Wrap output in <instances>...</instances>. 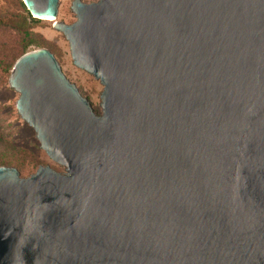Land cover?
I'll return each mask as SVG.
<instances>
[{
    "label": "water",
    "instance_id": "95a60500",
    "mask_svg": "<svg viewBox=\"0 0 264 264\" xmlns=\"http://www.w3.org/2000/svg\"><path fill=\"white\" fill-rule=\"evenodd\" d=\"M52 20L100 112L46 48L16 113L62 172L0 165V264H264V0H21Z\"/></svg>",
    "mask_w": 264,
    "mask_h": 264
},
{
    "label": "rangeland",
    "instance_id": "374dc122",
    "mask_svg": "<svg viewBox=\"0 0 264 264\" xmlns=\"http://www.w3.org/2000/svg\"><path fill=\"white\" fill-rule=\"evenodd\" d=\"M81 1L89 3L95 0ZM70 2L57 0L54 21L69 24L75 20ZM23 31L33 39L26 50L48 49L65 78L89 101L95 113L100 112L98 93L102 85L71 63L67 41L60 31L52 27V20L30 19L20 0H0V165L14 167L20 177H27L39 165H48L62 172L63 168L38 148L33 130L16 113L14 102L18 93L7 82L10 72L8 65L17 57L26 41L22 39Z\"/></svg>",
    "mask_w": 264,
    "mask_h": 264
},
{
    "label": "trees",
    "instance_id": "16d2710c",
    "mask_svg": "<svg viewBox=\"0 0 264 264\" xmlns=\"http://www.w3.org/2000/svg\"><path fill=\"white\" fill-rule=\"evenodd\" d=\"M20 3H21V6L24 8V6H23L21 0H20ZM24 10H25V12L27 13V16H28L30 19H34V18L30 17V15L28 14V12L26 11L25 8H24ZM28 36H29V34H28L27 32H25V31L22 32V39H26V41L22 44L21 49H20V52L18 53L17 57H18L19 55H21L23 52L27 51V50H26V47H27L30 43L33 42V39L30 38V37H28ZM17 57H16V58H17ZM16 58H15V59H16ZM15 59H14V60H15ZM14 60H12V62H10V64L8 65V69L11 68V65H12V63H13Z\"/></svg>",
    "mask_w": 264,
    "mask_h": 264
},
{
    "label": "bare ground",
    "instance_id": "6f19581e",
    "mask_svg": "<svg viewBox=\"0 0 264 264\" xmlns=\"http://www.w3.org/2000/svg\"><path fill=\"white\" fill-rule=\"evenodd\" d=\"M40 19H43V20H50V19H44V18H40Z\"/></svg>",
    "mask_w": 264,
    "mask_h": 264
}]
</instances>
